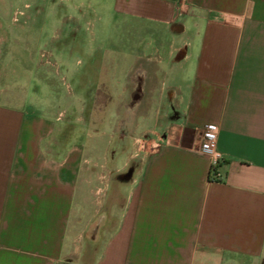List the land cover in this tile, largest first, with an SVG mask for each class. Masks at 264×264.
<instances>
[{
  "label": "crops",
  "instance_id": "0c3cea01",
  "mask_svg": "<svg viewBox=\"0 0 264 264\" xmlns=\"http://www.w3.org/2000/svg\"><path fill=\"white\" fill-rule=\"evenodd\" d=\"M110 1L116 15L173 36L166 44L156 33L155 46L136 52L129 98L137 74L141 102L146 87L157 93L165 59L185 78L171 79L168 96L161 87L167 106L152 126L150 111L142 113L157 149L101 249L81 264H264V0ZM147 66L153 74L142 78ZM208 125L218 127L224 155L215 172L200 151ZM54 128L0 103V264L84 257L76 245L89 189L84 164L102 160L82 149L63 154ZM123 185L116 175L109 193Z\"/></svg>",
  "mask_w": 264,
  "mask_h": 264
},
{
  "label": "rangeland",
  "instance_id": "374dc122",
  "mask_svg": "<svg viewBox=\"0 0 264 264\" xmlns=\"http://www.w3.org/2000/svg\"><path fill=\"white\" fill-rule=\"evenodd\" d=\"M156 33L166 44L173 39L162 29L116 15L110 0H0V103L50 121L63 154L75 156L82 149L97 154L88 153L85 159L102 160L84 164L89 189L76 244L84 257L72 255L64 264L89 263L87 253L101 249L108 225L118 218L148 156L157 149L146 131L150 127L139 122L150 111L152 126L158 111L166 108L161 87L168 96L176 87L171 79L185 78L180 64L168 59L158 64L161 85L151 95L146 87L142 102L139 74L130 83V98L125 91L134 55L155 46ZM187 37L189 33L178 37V43ZM146 68L142 78L153 74V67ZM105 159L115 160L107 164ZM116 175L124 185L113 196L108 184Z\"/></svg>",
  "mask_w": 264,
  "mask_h": 264
},
{
  "label": "built area",
  "instance_id": "2783aa9c",
  "mask_svg": "<svg viewBox=\"0 0 264 264\" xmlns=\"http://www.w3.org/2000/svg\"><path fill=\"white\" fill-rule=\"evenodd\" d=\"M219 130L215 125H208L205 129L200 151L208 157L212 172L224 160V155L217 148Z\"/></svg>",
  "mask_w": 264,
  "mask_h": 264
}]
</instances>
